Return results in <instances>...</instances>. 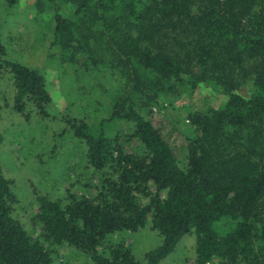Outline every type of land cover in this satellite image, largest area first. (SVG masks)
<instances>
[{
	"label": "trees",
	"instance_id": "obj_1",
	"mask_svg": "<svg viewBox=\"0 0 264 264\" xmlns=\"http://www.w3.org/2000/svg\"><path fill=\"white\" fill-rule=\"evenodd\" d=\"M3 1L13 7L20 0ZM34 4L54 10L50 45L62 61L106 69L117 87L100 124L70 119L91 172L87 182L76 181L84 192L35 195L26 213L0 165V264H68L56 253L61 245L92 264H158L186 234L195 237L194 264H264V0ZM5 54L0 41V74L12 78L13 108L28 105L45 115V77ZM201 86L226 100L203 110L182 107L189 123L182 161L154 126L151 109ZM244 86L247 95L239 93ZM116 122L128 131L113 132ZM147 220L161 243L139 261L111 236Z\"/></svg>",
	"mask_w": 264,
	"mask_h": 264
},
{
	"label": "rangeland",
	"instance_id": "obj_2",
	"mask_svg": "<svg viewBox=\"0 0 264 264\" xmlns=\"http://www.w3.org/2000/svg\"><path fill=\"white\" fill-rule=\"evenodd\" d=\"M47 7L38 10L34 0H20L9 7L0 0V41L5 58L37 69L45 77L51 95L45 115L28 105L18 112L13 108L12 78L0 74V165L4 175L14 180L18 209L26 213L29 207L34 209L35 195L55 199L67 190L84 192L79 185L90 179L91 172L85 169L84 144L75 136L70 119L100 124L110 112L111 96L117 87L115 76L106 69L87 71L62 61L58 49L50 45L54 10ZM247 90L244 86L239 93L247 95ZM225 100V95L201 86L179 99H162L159 106L152 107L150 118L175 156L185 161L189 123L182 107L203 110ZM128 127L125 122L110 125L120 134ZM135 146L136 142L128 143L126 150L132 152ZM93 183H97V177ZM89 191L87 194L92 195L93 190ZM111 237L112 241L123 239L139 261L161 243L149 220L135 232L121 231ZM194 245V234L184 235L158 264H194ZM56 253L68 264H92L80 251L66 245L59 246Z\"/></svg>",
	"mask_w": 264,
	"mask_h": 264
}]
</instances>
